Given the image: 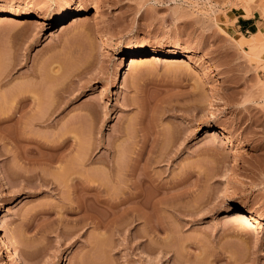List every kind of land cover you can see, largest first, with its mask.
<instances>
[{"label": "rangeland", "instance_id": "obj_1", "mask_svg": "<svg viewBox=\"0 0 264 264\" xmlns=\"http://www.w3.org/2000/svg\"><path fill=\"white\" fill-rule=\"evenodd\" d=\"M239 3L255 15L261 51L250 50V33L238 37ZM75 7L99 18L54 27L52 19L23 17ZM5 11L19 15L0 20V104L1 94L8 100L30 84L43 105L60 104L50 120L29 127L30 136L40 144L74 136L52 162L54 152L33 151V141L21 142L34 148L29 156L40 155L33 163L0 141V209L8 210L0 233L13 249L31 264H166L169 253L179 264H264V226L243 212L232 215L242 226L222 217L232 198L264 216V0H0ZM98 20L118 53L107 50ZM141 46L192 52L213 68L149 57L118 67L124 49ZM209 100L219 122L232 125L230 135L205 133ZM107 161L118 167L116 181ZM73 171L113 198L140 190L142 199L125 198L105 228L90 217L82 224L64 182ZM146 173L154 181L136 186ZM137 211L148 213L152 229L131 218ZM0 264L19 263L0 249Z\"/></svg>", "mask_w": 264, "mask_h": 264}, {"label": "bare ground", "instance_id": "obj_2", "mask_svg": "<svg viewBox=\"0 0 264 264\" xmlns=\"http://www.w3.org/2000/svg\"><path fill=\"white\" fill-rule=\"evenodd\" d=\"M235 4L237 5V3H235ZM235 4H233V6ZM228 5H230V3H228ZM227 12H228V15L233 14L232 9H228ZM249 12H250V8L248 7V5H246L245 3H243V4L241 3L240 4V13L243 15H247ZM18 15L19 14L16 13L15 11L1 12L0 13V20H5V19H8L9 17H16ZM23 17L28 21H40V20L43 21V20H47V19H52V21L55 25L54 27H56V26H62L68 19H71V21H76V22L77 21H83L84 19L87 20V18L91 19V20L92 19H98L99 14L96 15L95 13H93V14L89 15L85 11H83L80 7H75L71 10H65L55 17H52L50 15V13H48L47 11H44V10L25 11L23 13ZM63 20H65V21H63ZM97 27H101V30H102L101 35L106 40L107 50L109 52H112V53H116V52L118 53L119 50L116 48V46L108 44L109 40L111 39V34H110L109 30L105 26H103V24L100 21L97 23ZM237 34H238V37L240 39H247V37L244 36L241 32H237ZM250 37H252V40L250 41V43L248 41L247 44H250L251 48L250 47L249 48L251 50L252 48L257 47L258 41L256 39L257 37H255L254 35H250ZM257 48H255V49H257ZM252 51L254 52V50H252ZM145 57H149V59H160V58L174 59V61H177V62L194 63L196 65L205 64V67L207 69L213 68L212 63L203 62V60L200 58V56H198V54H194V53L188 52V51L182 52L180 50L163 49V48H159L156 46H148V47H142L141 46V47H136V48L124 49L122 54L118 58L117 64H118V67L120 68V67H123L124 65H126L127 63H131V64L137 63V62L141 61L142 59H144ZM54 71H57V70L55 69ZM117 73H118V71L115 74V78H114L115 80L118 78ZM28 76L29 75H27L25 77V79H28ZM29 85L28 84H25V85L21 84L17 89H14V91H12L10 93V95L8 97L9 99L7 98L8 100H6V98H5V96H6L5 93L1 92V93H3V94H1V98H2V100L4 98V100L2 101V105L0 104V141L9 142L10 146H9V148L6 146V149L4 148L5 151L11 150V152L13 153V155L17 159H18V157H23L28 162H32V163L33 162H39L40 161V159H39L40 155H36V157H34V155L29 156V154L33 151H37L38 147L47 148L50 151L54 152L53 156H51L48 159L49 162H52L55 158H57V155L58 156L61 155L60 149L66 145L67 141L70 138L72 139L74 136H71L68 134L69 136H67L66 138H63L61 140V142H59V143L56 142L58 144H55L54 142L53 143L49 142L51 144H49V143L45 144V143L41 142V144H40L39 143L40 140L38 141L37 138L30 136L29 131L31 132V129L29 127H31V125L40 124L44 121L50 120L51 117L53 116L54 112H57V109L60 107V104L48 105V106L43 105L40 101V98H39L40 97L38 94L39 90H34L33 87L30 88ZM213 104H214V102L211 100H209L207 102V105L210 106L208 109V113H207V117L209 119V125H208L205 133L207 135H209L210 129H214L216 131V134H218V135H226V136L230 135L232 133V130H233L232 125L219 122V120L214 115ZM23 122L25 124L21 125V123H23ZM8 123L16 125L15 128H13V130H8L9 129L8 126L6 127V125H5V124L8 125ZM66 124H68V123L66 122ZM69 132H70V125L68 124V126L64 130V133L62 136H64L65 134H67ZM29 141H33L36 143V144L34 143L35 144L34 147L36 146L35 150H33L34 148H32V147H31L32 149H30V148L26 149L25 146H23L25 144L21 143V142L26 143ZM142 143H144V142H142ZM85 145H86V143H85ZM86 149H87V147H86ZM137 151L138 152H136V156L134 157V159L136 161H138L139 158L142 156V146H141V149H139ZM39 152H40V150H38V154H39ZM86 152H88V151H86ZM230 152L232 153L233 150H231ZM78 156H79V154H78ZM81 158H82V156H81ZM81 158H80V160H82ZM236 160H237V157L235 156L234 161H236ZM107 165H108V167H107L108 172H106V174L108 173V175L110 177H113L115 179V175L117 176L118 167H116L114 163H110V161H107ZM69 172H66V174L67 173L68 174H67V176L65 174V176L67 178L64 182H66L67 186H70V185L73 186V189L71 191H73V193L75 195V205H71L70 208L73 210V212L80 214L79 216H80V220L82 219V222H81L82 224H83V222L87 221V220L85 221V219L90 217L91 218L90 221H92L93 225H94L93 227H95L97 229L107 227V225L110 224L109 220L107 221L108 216L110 214L115 215L116 212L118 211L120 204L126 202L128 198L125 197L127 199H125V198L119 199L118 197L115 198L116 196L113 198V196L115 194L113 191H112L114 193L113 196L111 193L110 194H109V192L107 193V191H110V188H108L109 190L108 189L106 190V187L102 188V187H100V185L98 186L97 184H93V180L92 179L90 180V178L87 179L85 176L83 177V173L81 171H75L77 173H75L74 171H73L74 173H72V172L69 173ZM71 174H73V175L71 176ZM108 175H107V179L109 177ZM147 177L148 178L150 177L149 174H147V173L143 174V176H141V177L139 176V181H138L136 186L143 183L144 180H148L150 183H152L154 181L151 178L147 179ZM40 178H42V176ZM42 179H43V181L44 180L46 181L47 177H43ZM109 179H111V178H109ZM47 181H49V180H47ZM57 181H58V179H57ZM114 181H116V179ZM229 187H231V186H229ZM91 190H95V193L93 195H91V193H90ZM131 195L132 196L130 198L137 199L136 202L134 203L135 205L138 202H140L142 199V194H141L140 190L136 191V192H132ZM130 198L128 199V201L130 200ZM129 207L130 206L127 207V210H125L123 208L121 210H125V213H126L128 211ZM91 208H94V210H96V211L100 210L99 213L101 212L100 213L101 215L98 212H97L98 214H96V213L91 214V212H90ZM133 209H135V206H133ZM7 211H8L7 209H5V210L0 209V229L3 228V217L7 213ZM96 211H94V212H96ZM102 212H104V213H102ZM238 212H243V213L249 215V217H251V220L255 224H259L261 226H264V216L260 215L257 211V208L245 199L242 200V199H238V198H232L229 206L226 207L225 210L223 211L224 216H222V217L228 218V220L230 219L229 221L232 224L236 223L235 226L238 224H241V226H242V223H241L242 221H240L237 218H233L234 214H236ZM130 213L132 215L131 216L132 219H135L136 217L144 218L143 219V220H145L144 222L148 224V227H150L148 229L149 230L152 229L153 223L151 224L150 217H149V215H147L148 213H144V211L143 212L137 211L136 213H132V212H130ZM92 222H90V223H92ZM0 249H1V252L3 254L7 255L10 258H14L19 264H31L30 262H28V260H26L23 256H21V254L18 251H16L15 249H13V247L10 246V243L8 242L6 237H4L1 233H0ZM167 256L168 257L165 258V261L167 262L166 264H179L177 262V256L174 257L170 253Z\"/></svg>", "mask_w": 264, "mask_h": 264}, {"label": "crops", "instance_id": "obj_3", "mask_svg": "<svg viewBox=\"0 0 264 264\" xmlns=\"http://www.w3.org/2000/svg\"><path fill=\"white\" fill-rule=\"evenodd\" d=\"M252 9L250 8V12L247 15L238 14L236 16L234 27L237 29V32H241L242 34L244 32L250 33V35H254L257 37H261V33L258 31V25L257 20H255V15H249L251 14ZM249 15V16H248Z\"/></svg>", "mask_w": 264, "mask_h": 264}]
</instances>
